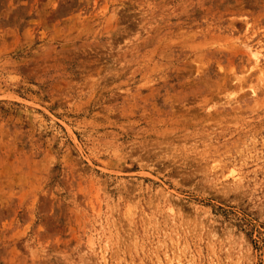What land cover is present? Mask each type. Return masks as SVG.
<instances>
[{"label": "rangeland", "instance_id": "374dc122", "mask_svg": "<svg viewBox=\"0 0 264 264\" xmlns=\"http://www.w3.org/2000/svg\"><path fill=\"white\" fill-rule=\"evenodd\" d=\"M0 264H264V0H0Z\"/></svg>", "mask_w": 264, "mask_h": 264}]
</instances>
